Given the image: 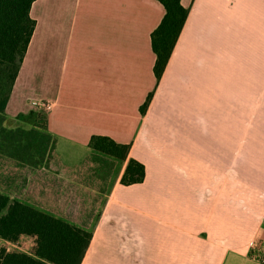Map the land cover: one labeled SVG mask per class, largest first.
I'll return each mask as SVG.
<instances>
[{"label": "crops", "instance_id": "0c3cea01", "mask_svg": "<svg viewBox=\"0 0 264 264\" xmlns=\"http://www.w3.org/2000/svg\"><path fill=\"white\" fill-rule=\"evenodd\" d=\"M180 1L189 14L159 80V1L31 4L34 29L1 113L43 140L36 163L2 169L21 179L24 203L58 218L68 207H48L52 185L61 202L99 196L93 222L75 224L92 233L81 264H261L264 0ZM31 112L40 125L24 119ZM93 135L129 143L143 181L121 184L126 161L93 150Z\"/></svg>", "mask_w": 264, "mask_h": 264}, {"label": "trees", "instance_id": "16d2710c", "mask_svg": "<svg viewBox=\"0 0 264 264\" xmlns=\"http://www.w3.org/2000/svg\"><path fill=\"white\" fill-rule=\"evenodd\" d=\"M34 0H0V112L5 109L17 75L19 62L29 44L34 20L29 10ZM164 14L150 33L155 55L153 73L159 80L185 24L189 9L180 0H157ZM149 93L140 111L149 105ZM89 146L102 154L126 161L121 184L142 182L144 165L128 157L130 144L117 143L108 136L93 135ZM92 237L91 231L36 209L0 193V264H81ZM29 243V251L10 249L7 243Z\"/></svg>", "mask_w": 264, "mask_h": 264}, {"label": "rangeland", "instance_id": "374dc122", "mask_svg": "<svg viewBox=\"0 0 264 264\" xmlns=\"http://www.w3.org/2000/svg\"><path fill=\"white\" fill-rule=\"evenodd\" d=\"M24 119H26L31 124L38 125H40L43 120L39 114L32 112L25 115ZM15 122L11 123L6 121L5 117L0 112V193L11 197L10 199L12 200H18L24 203L20 187L22 183L21 179L17 176L16 178H13L12 181L7 179L6 172L4 168L2 169V167L9 166L12 169L14 168L16 169L14 174H17L18 171H22L23 163H36L38 160V148L40 147L43 138L41 135H38V129H35L30 125L28 126L22 124V122L19 121ZM6 157H9L8 163H5L4 161ZM53 186L56 187L55 185H52V187L47 188L49 191L46 192L47 198L49 199L48 207L52 208L53 210L54 206L68 207L64 212L61 211L53 214L61 215L59 218L82 226L93 222V218L97 215L95 210L101 202L99 196L86 197V195H78V197L73 196L71 198H63L61 202V199L54 191ZM65 186L68 191L74 190V187L69 183H66ZM26 198H29L30 202L36 206L40 204L44 205V202H39L37 198ZM86 200H89V202H86ZM0 243L2 244L4 241L0 239ZM6 245L10 249L21 250L25 252L29 251L30 246L29 243L24 239H21L18 243H7Z\"/></svg>", "mask_w": 264, "mask_h": 264}, {"label": "built area", "instance_id": "2783aa9c", "mask_svg": "<svg viewBox=\"0 0 264 264\" xmlns=\"http://www.w3.org/2000/svg\"><path fill=\"white\" fill-rule=\"evenodd\" d=\"M46 107L48 108L49 106L47 105ZM256 258L261 264H264V244L257 249Z\"/></svg>", "mask_w": 264, "mask_h": 264}]
</instances>
